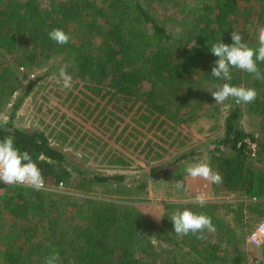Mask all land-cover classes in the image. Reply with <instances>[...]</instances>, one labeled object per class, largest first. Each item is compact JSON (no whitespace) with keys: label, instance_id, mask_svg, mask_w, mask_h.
<instances>
[{"label":"rangeland","instance_id":"374dc122","mask_svg":"<svg viewBox=\"0 0 264 264\" xmlns=\"http://www.w3.org/2000/svg\"><path fill=\"white\" fill-rule=\"evenodd\" d=\"M26 1L29 0H0V16L4 14L0 18V28L6 31L16 27V24L7 25L5 11L18 6V15L24 17L23 14L28 13ZM33 1L42 12L53 14V19L46 20L48 24L59 19L54 11L55 3L71 6L79 18L69 22L60 19L62 23L52 30H64L85 51L105 47L113 27L115 32L124 34L135 26L137 38L153 30L142 19L136 18L134 24H130L126 12L133 14L135 9L134 2L126 3L128 0H115L120 2L124 12L118 9L110 16H100V23L95 26L89 21L97 13L87 8L93 0ZM95 1L102 7L103 0ZM137 1L158 22L164 23L169 33L164 44L154 46L147 54L155 57L160 53L176 64L181 79L184 76L179 91L181 100H169L168 110L161 114L152 129L137 126L138 111L145 108H142L145 101L142 94L153 90L155 82L159 85V76L153 75L151 82L142 83L139 93L131 98L110 87L107 77L98 83H88L78 73L76 58L66 55L65 46L54 41L42 46L40 37L33 38L31 26L20 33L15 52L0 49V75L5 68L14 70V74L0 77V124L11 122L20 128L45 131L68 161L86 174L127 177L120 182L89 180L84 182L83 188L77 189L81 175L72 167L70 178L56 190H24L22 198L29 204V212L23 219L15 220L7 210V224L19 232L34 222L43 221L50 226L43 229L39 225L28 232L33 235L29 241L23 238L15 246L20 247L24 264H44L40 256L28 252L29 243L34 241H60L65 258L62 264H231L237 252L245 256V264H264V236L260 241L253 238L257 228L264 224V204L252 203L257 200L242 195L219 192L207 181L187 177L185 171L187 165L196 162H205L212 167L209 149L225 137L226 119L236 108L240 115L235 125L264 140V79L233 68L230 81L219 80L211 76V68L218 59L211 53L205 56L206 61L203 58L197 62L196 69L187 70V50L199 48L206 42L211 46L219 43L220 38L226 44L233 43L229 38L231 31L235 28L243 34L247 29L244 27L246 18L253 21L246 30L247 39L258 41L259 29L264 27L257 21L260 4L253 2L250 14L236 9L226 17L228 26L220 27L214 19H205L203 13L207 4L217 0ZM184 4L186 7L182 11ZM215 9L217 13L218 9ZM58 15L61 18L59 11ZM207 36L209 41L205 40ZM24 61L28 63L24 64ZM257 64L264 75V62ZM61 67L73 77L71 90H62L56 84ZM141 67L151 65L144 62ZM225 82L254 88L258 93L256 100L237 105L230 98L224 104H215L210 91L217 90ZM160 86L166 92L172 90L170 85ZM257 147L260 151L261 146ZM183 155L186 156L177 162ZM259 155L251 158L257 160ZM173 163L177 164L175 169L165 176L157 175ZM183 178L185 189H176L172 182ZM8 187L13 189H6ZM9 191L16 190L0 185V203ZM201 194L207 200L204 207L194 203L195 197ZM110 206L123 215L132 214L136 219L132 240L124 245L122 227H128L131 222L124 218L118 223L99 226L96 245H84L76 231L85 220L75 213L84 211L97 225L105 224L102 217L112 214ZM184 209L208 217L210 213L215 232L205 231L207 239L203 240L192 234L177 236L168 217L174 211ZM2 249L0 237V251Z\"/></svg>","mask_w":264,"mask_h":264},{"label":"trees","instance_id":"16d2710c","mask_svg":"<svg viewBox=\"0 0 264 264\" xmlns=\"http://www.w3.org/2000/svg\"><path fill=\"white\" fill-rule=\"evenodd\" d=\"M166 1L178 2L180 0ZM256 1L260 4L257 21L264 24V0H217L216 2L207 4L204 7L205 12L203 13L206 16L205 19H214L220 27H226L228 23H225V20L231 12L241 8L246 14H250L253 8V2ZM132 2H134L135 9L133 10V14L126 12L130 24H134L136 18L138 20L142 19L153 28L151 33L143 34L137 38L139 34L138 32L136 33L135 26H131L130 30L126 31L124 34L115 32V27H113L106 38L105 47H97L95 50L85 51L70 37V41L64 45V51L69 57L76 58L78 62V73L83 80L88 83L91 81H97L98 83L101 82L104 77H107L109 78L110 87L119 93H123L127 98H131L139 93V89L141 88L140 85L147 81L151 82V77L153 75L159 76V85L155 82L154 87H152L153 90L142 94V96L145 97L142 108H145L138 111L137 126L139 128L152 129L160 119L161 114L166 112V109L168 110L170 106L169 100H173V102L174 100L177 102L181 100L182 94L180 95L179 91L182 88L181 83L184 81V76L183 79H181L176 64H173L171 60H166L165 56H162L160 53L155 57L147 54L154 46L164 44L169 38V33L165 24L158 22L141 2L137 0L126 1V3L130 4ZM24 4H26L28 8V13L25 12L23 14L24 17L18 15V6H13L8 12L5 11L8 19V22H6L7 25L16 24V27L9 28L6 31L0 28V49L7 52H15L19 45L20 33H23L29 26L32 27L30 30L33 32V38L39 39L40 37V44L42 46H48L53 42L49 39L48 34L53 27L62 23L60 19L69 22L70 20L79 18L73 12L71 6L63 2H58L55 3L57 5L54 11L56 12V18L59 19L53 20L48 24L46 20L54 18L50 11L42 12L39 6L37 8L33 0L26 1ZM184 7H186L185 4L183 5L182 11H184ZM87 8L90 12L97 13L94 14L89 21L91 26L100 23V16H110L116 13L118 9L124 12V10H121L120 2L115 0H103L102 7L93 0L87 5ZM215 8L218 9L217 13L214 12ZM58 11L62 14L61 18L58 15ZM1 16H4V14ZM252 23V19L246 18L244 27L248 29ZM246 30H244L243 34L241 33L242 31H238L235 28L232 31L239 32L245 43L252 48H256L258 46V41H250L247 39ZM229 38L230 41L233 42L231 36H229ZM205 40L209 41V36H207ZM221 41H223V38H220V42ZM210 53V45L207 42L199 48H193L191 51L187 50V70L191 71L190 69L192 68L196 69V67L199 66L197 62L203 60V58L206 61L205 56ZM144 62L145 64H150L151 67H141ZM27 63L28 62L24 61V64ZM166 71L167 74H165ZM9 74H14V70L8 67L4 69L0 77ZM160 85H170L172 87L171 92H166ZM183 89L185 90L186 88ZM20 102L17 104L18 107ZM239 115L240 111L237 108L228 115L226 119L225 137L216 141L212 148L209 149V154L212 157V169L220 173L223 178L221 184H213V186L219 192L242 195L249 200H257L252 203L259 205L264 204V140L255 138L252 133L237 127L235 122ZM180 119L179 122L183 121L181 117ZM6 136L14 137L15 144L21 152L27 150L31 154L33 161L41 170L45 182L53 181L59 184L60 182L67 181L71 176L72 167L81 175V179L77 182L75 187L77 189L83 188L85 186L84 182L89 180L98 182H120L127 179L125 175L86 174L80 167H76L68 161L64 152L52 144L50 135L45 131L20 128L9 122L0 124V139ZM246 138H250L252 141L258 143L257 146H261L260 151L257 149V154H260L257 160L251 158L253 156L249 155L250 146L246 143ZM239 142H241L240 146ZM185 156L186 155L180 157L177 162L182 160ZM176 166L177 164L173 163L157 175L162 174L165 176L175 169ZM6 186L14 187L16 191H9V193L3 197V202L0 203V237L3 243V249L0 251V263L24 264L25 260L22 259L21 249L15 246V243L19 244L23 238L29 241L33 235L28 232L36 230L39 225L43 229L49 228L50 225L44 224L43 221H41V223L34 222L26 226L25 229L20 232L17 231L14 226H9L7 224L5 212L8 210L14 216L15 220L23 219L30 208L28 203L23 202V192L24 190H34L16 185ZM6 189L11 190L13 188L8 187ZM38 195L41 196L42 194L38 192ZM110 208H113L112 214L102 217V222H105V224L101 223L98 225L94 219H89V213L77 210L75 215L78 218L84 219L85 223L79 225L76 236L84 245L88 247L96 245L100 235L98 231L99 226L107 225L109 222L118 223L117 221H121L124 218L131 219L128 227H122L125 237L124 245L126 246L127 242L132 240V233L136 230V227H134L136 219L132 214L123 215L119 213L114 206H110ZM206 213H208V211ZM208 214L213 223L214 219L211 217L210 213ZM53 251L59 253V264H62L65 258L62 256L64 250L61 247L60 241H34L30 242L28 246V252L32 255L40 256L43 262L45 257ZM231 264H245V256L237 252V255L232 258Z\"/></svg>","mask_w":264,"mask_h":264},{"label":"clouds","instance_id":"9594fccd","mask_svg":"<svg viewBox=\"0 0 264 264\" xmlns=\"http://www.w3.org/2000/svg\"><path fill=\"white\" fill-rule=\"evenodd\" d=\"M49 39L59 45H65L70 41V36L62 29H53L49 32ZM233 43L226 44L219 42L210 46L212 55L218 57L211 68V76L224 81L232 79L231 69L235 68L252 74L255 78L264 79L261 75L257 62H264V27L259 29L258 46L250 47L243 41L242 35L237 31L231 32ZM73 77L61 67L56 84L62 90H71ZM215 104H224L230 98L234 99L237 105L249 104L256 100L257 91L254 88L243 86H232L225 82L217 90L210 91ZM187 177L192 180L202 179L211 184H221L222 176L215 172L205 162H196L187 165ZM0 183L5 185H23L32 187L39 191L44 188L45 180L41 170L33 161L31 154L16 146L13 136H6L0 139ZM176 189H185V178L172 182ZM194 203L204 207L207 203L206 197L201 194L195 197ZM155 216V215H154ZM157 217V216H156ZM158 219L160 217H157ZM173 223L174 233L183 237L189 234L195 235L197 239H207L204 232H215V226L210 217L204 214H197L191 210H176L168 217ZM59 253L53 251L45 257L44 264H59Z\"/></svg>","mask_w":264,"mask_h":264},{"label":"built area","instance_id":"2783aa9c","mask_svg":"<svg viewBox=\"0 0 264 264\" xmlns=\"http://www.w3.org/2000/svg\"><path fill=\"white\" fill-rule=\"evenodd\" d=\"M246 143L249 144L250 146V150H249V155L251 156H256L257 154V143L255 141H252L250 138H246L245 139ZM241 145V142H239V146ZM3 184V183H0ZM63 185V182H60L59 184H56L54 182L50 183V182H45L44 188L43 189H47V190H56L58 188H60ZM16 186H22V187H26V188H30L32 189V187H28V186H23V185H16ZM264 236V224L260 225L256 232L253 235L254 240L256 241H260L262 239V237Z\"/></svg>","mask_w":264,"mask_h":264}]
</instances>
